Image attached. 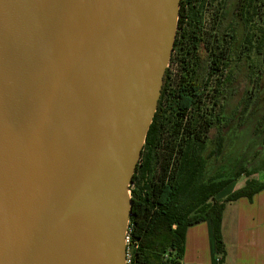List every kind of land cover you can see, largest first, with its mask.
Here are the masks:
<instances>
[{
    "label": "water",
    "instance_id": "95a60500",
    "mask_svg": "<svg viewBox=\"0 0 264 264\" xmlns=\"http://www.w3.org/2000/svg\"><path fill=\"white\" fill-rule=\"evenodd\" d=\"M181 2L0 0V264H126Z\"/></svg>",
    "mask_w": 264,
    "mask_h": 264
},
{
    "label": "trees",
    "instance_id": "16d2710c",
    "mask_svg": "<svg viewBox=\"0 0 264 264\" xmlns=\"http://www.w3.org/2000/svg\"><path fill=\"white\" fill-rule=\"evenodd\" d=\"M208 3L209 0L181 2L173 51L183 56L181 76L173 88L170 71H166L157 112L130 186L132 264H181L187 229L205 221L213 225L221 262L226 256L221 230L225 206L240 198L252 199L264 190V183L243 170L236 178L244 175L248 178L246 185L220 202L217 197L236 179L205 183L202 178L206 139L209 140L215 123L220 124L216 114L233 81L232 66L237 68L232 63L234 42L226 48L225 40L216 46L206 38L204 15ZM243 4L245 41L252 44L257 23L264 24V0H244ZM201 53L206 56L205 80L217 77L214 95L210 97L213 107L208 115L202 113L209 96L205 93L207 81H201L204 65ZM243 57L248 59V53Z\"/></svg>",
    "mask_w": 264,
    "mask_h": 264
},
{
    "label": "rangeland",
    "instance_id": "374dc122",
    "mask_svg": "<svg viewBox=\"0 0 264 264\" xmlns=\"http://www.w3.org/2000/svg\"><path fill=\"white\" fill-rule=\"evenodd\" d=\"M243 1L209 0L204 15V29L209 42L218 46V42L225 40L226 48H230L234 42L232 63L237 67L232 66L234 77L222 101L220 124L215 123L203 152L202 178L205 183L236 179L235 184L220 193L218 201L242 189L245 183L241 180L248 178L244 175L236 178L238 173L246 170L256 175L264 167V24L257 23L252 44H247ZM246 53L248 59L243 57ZM201 56L204 64L201 81H207L205 93L209 96L202 107V113L208 115L213 107L210 97L214 95L212 91L217 77L205 80L206 56L204 53ZM182 58L181 53L173 52L169 63L173 88L181 76Z\"/></svg>",
    "mask_w": 264,
    "mask_h": 264
},
{
    "label": "crops",
    "instance_id": "0c3cea01",
    "mask_svg": "<svg viewBox=\"0 0 264 264\" xmlns=\"http://www.w3.org/2000/svg\"><path fill=\"white\" fill-rule=\"evenodd\" d=\"M253 178L264 183V169ZM247 180H241L244 186ZM228 196L219 199L220 202ZM221 230L226 248V256L221 262L213 225L205 221L187 229L181 264H264V190L252 199L244 197L227 204L222 214Z\"/></svg>",
    "mask_w": 264,
    "mask_h": 264
},
{
    "label": "built area",
    "instance_id": "2783aa9c",
    "mask_svg": "<svg viewBox=\"0 0 264 264\" xmlns=\"http://www.w3.org/2000/svg\"><path fill=\"white\" fill-rule=\"evenodd\" d=\"M130 223L126 235V247H127V253H126V264H132V253L131 249L129 248L130 245Z\"/></svg>",
    "mask_w": 264,
    "mask_h": 264
},
{
    "label": "flooded vegetation",
    "instance_id": "af4514ba",
    "mask_svg": "<svg viewBox=\"0 0 264 264\" xmlns=\"http://www.w3.org/2000/svg\"><path fill=\"white\" fill-rule=\"evenodd\" d=\"M176 44V43H175ZM222 101H223V97L221 98V104L219 105V108H218V113L216 115H218V120H220V115H221V112H222ZM213 113H216L215 110L212 111ZM204 131V130H203ZM205 136L208 137V132L205 133ZM206 142L208 143V139H206Z\"/></svg>",
    "mask_w": 264,
    "mask_h": 264
}]
</instances>
